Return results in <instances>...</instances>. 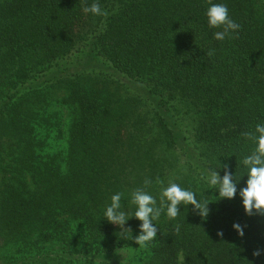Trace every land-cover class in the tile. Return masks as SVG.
<instances>
[{"label":"trees","instance_id":"obj_1","mask_svg":"<svg viewBox=\"0 0 264 264\" xmlns=\"http://www.w3.org/2000/svg\"><path fill=\"white\" fill-rule=\"evenodd\" d=\"M94 2L108 15L83 11ZM212 3L236 38H214L206 0H0V264H264V216L239 196L255 147L242 133L264 124V0ZM225 164L233 199L208 189ZM146 178L157 206L171 181L207 217L180 205L147 249L121 238L106 207L122 192L134 214Z\"/></svg>","mask_w":264,"mask_h":264},{"label":"clouds","instance_id":"obj_2","mask_svg":"<svg viewBox=\"0 0 264 264\" xmlns=\"http://www.w3.org/2000/svg\"><path fill=\"white\" fill-rule=\"evenodd\" d=\"M209 7L206 10L208 26L210 28L222 29L214 33V38L223 41L226 37L236 38L241 25L236 23L229 16L228 7L222 3H212V0H206ZM85 13L93 15L107 16V11L101 9L99 3H92L83 9ZM235 34V35H233ZM208 56L213 55V50H209ZM242 136L247 141L254 143L255 147L250 154L246 155L242 163L247 169L246 187L239 190V196L242 198L244 211L247 215L252 216L258 214L264 216V124H256L253 131H246ZM228 165H223L225 169L223 177L218 171H211L207 177L208 189H217L220 198L233 199L237 194V182L233 179V174L228 170ZM163 184L159 178L156 181ZM152 184L150 179L143 181V187L134 189L130 194V204L136 206L134 214L128 216L121 211L122 192H117L111 196V203L106 207L104 218L107 221L118 225L121 229L120 237L123 239L134 240L140 249H147L151 242L157 237V226L153 223L158 220L161 213H166L169 220H175L180 214V205H192L202 218H206L209 213V202H201L196 198V194L180 187L175 182H169L167 187H163L160 192L159 206L157 199L146 191ZM135 217L141 223L139 225L140 232L135 237L132 236L131 228L125 227L126 222ZM233 227L242 237L244 235L243 228L240 224L234 223ZM180 225L174 228L175 233H179ZM218 236H223L222 231H218ZM259 249L253 252V256H260Z\"/></svg>","mask_w":264,"mask_h":264},{"label":"rangeland","instance_id":"obj_3","mask_svg":"<svg viewBox=\"0 0 264 264\" xmlns=\"http://www.w3.org/2000/svg\"><path fill=\"white\" fill-rule=\"evenodd\" d=\"M54 105H55V108H54L55 111L58 112V115L54 116V118H56L57 120H61L62 117H63L64 112L59 107L58 101H57V103L55 102ZM133 254H134V250H132V249L121 250L115 256V260H116V262H120V261L123 262V261H126L127 259L131 258Z\"/></svg>","mask_w":264,"mask_h":264}]
</instances>
